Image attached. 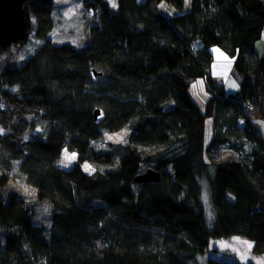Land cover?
I'll return each mask as SVG.
<instances>
[{
	"label": "trees",
	"instance_id": "1",
	"mask_svg": "<svg viewBox=\"0 0 264 264\" xmlns=\"http://www.w3.org/2000/svg\"><path fill=\"white\" fill-rule=\"evenodd\" d=\"M81 2L76 47L49 38L52 0H23L22 41L31 31L39 44L0 70V187L16 171L51 207L46 231L19 196L2 201L0 264H198L211 239L232 236L264 258V55L254 49L264 0H190L182 14L183 0ZM159 2L178 13L164 15ZM213 46L233 58L235 93L211 79ZM197 78L203 111L189 95ZM25 116L40 134L24 138ZM123 127L127 145L111 168L113 156L92 144ZM147 169L159 182H133Z\"/></svg>",
	"mask_w": 264,
	"mask_h": 264
},
{
	"label": "rangeland",
	"instance_id": "2",
	"mask_svg": "<svg viewBox=\"0 0 264 264\" xmlns=\"http://www.w3.org/2000/svg\"><path fill=\"white\" fill-rule=\"evenodd\" d=\"M53 1V13L52 18L54 20V29L50 34L51 38L55 42H67L76 47L83 44L85 38V29L83 26L82 12L83 6L81 0H52ZM111 9H115L111 0H105ZM116 5V2L114 0ZM183 5L182 13H186L190 9L189 5ZM159 4V10H168V6H161ZM174 11H177L175 7H171ZM166 15V14H164ZM169 15L168 17H170ZM39 42L33 37L31 31L28 32V36L24 41L12 44L0 51V70L9 64L17 65L24 61L27 57L32 55ZM254 49L256 54L261 57L264 55V28L259 40L254 43ZM211 63L209 73L212 81L216 84H222L225 93H235L238 90V78L233 68V58L226 54L221 48L213 46L210 48ZM235 84V87L232 85ZM195 85V87H193ZM189 95L197 105V107L203 111L205 101L208 96L206 81L204 78L194 79L189 86ZM30 124L29 129L24 135L25 139L40 134L43 129V125L40 121L35 120L31 116L24 117ZM259 120H262L260 118ZM37 121V122H36ZM261 135L264 138V128L261 130ZM129 133L128 127H123L118 131L105 133L100 139L93 142V150L95 152L107 151L113 156V163L111 168L116 167L119 153L127 145V135ZM212 134L211 119L205 118L204 122V141L206 145ZM112 137V139H109ZM18 161H16V164ZM65 160H60L59 164L63 167H69ZM65 164L67 166H65ZM103 168H100L102 170ZM0 171V175H1ZM16 194L25 203V205L32 211V221L35 225L44 228L46 231L50 228L51 223V207L47 201L38 200L35 191L27 185L24 181V177L18 172L13 171L10 175V179L5 185L0 187V198L4 202L9 194ZM203 205V209L209 216L211 212V204L209 200V193L204 188L202 196L200 198ZM253 244L242 237L232 236L227 238H214L211 239L204 256L198 258V264H204L206 258H216L218 260L231 263V264H264V258L260 255H256L252 252V248L248 249L244 242Z\"/></svg>",
	"mask_w": 264,
	"mask_h": 264
},
{
	"label": "water",
	"instance_id": "3",
	"mask_svg": "<svg viewBox=\"0 0 264 264\" xmlns=\"http://www.w3.org/2000/svg\"><path fill=\"white\" fill-rule=\"evenodd\" d=\"M25 33V18L23 11V0H0V47L6 48L22 40ZM94 76L100 75L92 70ZM100 112L98 109L93 111L94 120ZM161 176L160 173L147 169L133 178L135 183H157ZM2 200L0 199V208Z\"/></svg>",
	"mask_w": 264,
	"mask_h": 264
},
{
	"label": "crops",
	"instance_id": "4",
	"mask_svg": "<svg viewBox=\"0 0 264 264\" xmlns=\"http://www.w3.org/2000/svg\"><path fill=\"white\" fill-rule=\"evenodd\" d=\"M189 1H190V0H187V2H186V0H184V1H183V5H184V4L187 5L186 3H188V5H189ZM159 4H162L163 6H168V7H167V8H169L168 10H166V11L161 10V12H162L163 14H166L167 16H169V15L172 16L173 14L178 13L177 11H174L173 9H171V7H173V6H169L168 4H166V3H164V2H159L158 5H159ZM162 5H161V6H162ZM158 8H159V6H158ZM256 123L258 124V126L260 127L261 130L264 128V120H258Z\"/></svg>",
	"mask_w": 264,
	"mask_h": 264
},
{
	"label": "snow or ice",
	"instance_id": "5",
	"mask_svg": "<svg viewBox=\"0 0 264 264\" xmlns=\"http://www.w3.org/2000/svg\"><path fill=\"white\" fill-rule=\"evenodd\" d=\"M111 2H112V4H113V7H115L116 5H115V3H114V0H111ZM186 2H187V0H186ZM163 6V5H162ZM236 85L235 84H233L232 85V87H235ZM193 87H195V85L193 86ZM109 139H112V137H109ZM73 159H75V155L73 154V155H71V156H69L68 155V153H67V150H65V160H67V161H71V160H73ZM65 166H67L66 164H65ZM85 170L87 171V170H89L88 169V166H85ZM246 245H247V248L248 249H251L252 248V245L250 244V243H248V242H244Z\"/></svg>",
	"mask_w": 264,
	"mask_h": 264
},
{
	"label": "bare ground",
	"instance_id": "6",
	"mask_svg": "<svg viewBox=\"0 0 264 264\" xmlns=\"http://www.w3.org/2000/svg\"><path fill=\"white\" fill-rule=\"evenodd\" d=\"M184 1V0H183Z\"/></svg>",
	"mask_w": 264,
	"mask_h": 264
}]
</instances>
